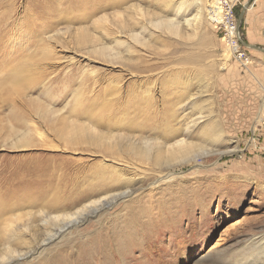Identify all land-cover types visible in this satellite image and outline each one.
Segmentation results:
<instances>
[{
	"label": "rangeland",
	"instance_id": "obj_1",
	"mask_svg": "<svg viewBox=\"0 0 264 264\" xmlns=\"http://www.w3.org/2000/svg\"><path fill=\"white\" fill-rule=\"evenodd\" d=\"M2 1L0 207L27 202L37 190L46 200L56 191L78 196L98 179H129L106 192L133 191L40 248L26 232L31 242L19 250L31 253L14 264H45L101 230L131 238L129 212L148 206L153 214L160 203L165 217L154 231L134 235L136 245L116 255L119 264H203L209 257L211 264H264V53L241 45L249 64L231 58L207 20L211 0ZM247 1L235 8L237 20ZM257 1L239 27L245 44V16ZM140 94L151 98L156 123H117L143 120L145 109L128 106ZM167 110L191 116L189 132L180 118L172 124L199 154L210 152L197 164L170 161L165 152L156 168L104 157L109 143L118 141L126 156L132 137H165ZM134 167L154 173L147 169L144 178Z\"/></svg>",
	"mask_w": 264,
	"mask_h": 264
},
{
	"label": "bare ground",
	"instance_id": "obj_2",
	"mask_svg": "<svg viewBox=\"0 0 264 264\" xmlns=\"http://www.w3.org/2000/svg\"><path fill=\"white\" fill-rule=\"evenodd\" d=\"M3 6L4 2L0 0V8ZM26 24H28V22ZM140 95L141 96L138 97L137 95L136 97L134 96L136 99L134 101L130 100L128 106H130V110H134L135 108L137 110L142 108L145 109L140 110L143 112L141 117L143 120L140 121L141 123L138 122L139 124L137 125L132 124L131 119L117 120V123L131 125L132 127L139 129L148 128L152 125L151 123H156L155 121H157L159 117L156 115L151 117L149 115V113H151V108L148 106L153 104L151 98L145 94ZM143 103L145 104L144 106L141 105ZM186 115H181V113L174 111L169 112L168 110L167 113L163 112L161 116L162 120L168 126L167 135L162 139L155 133L138 139L137 136L132 137L131 141L126 142L124 146L125 150L128 152V157L127 155L125 156L124 152L120 149L118 141L109 143L107 146L103 147L102 154L106 158L123 161L138 167L152 164V166L156 168L155 161L157 160V156L162 152H165L167 158H170V161L175 158L184 160L193 158L195 164H197L196 160L199 156L204 154L207 155L210 152L201 150L203 153L199 154V146L193 141L187 140L190 138V135L188 134L185 135L186 137L178 138L180 133L182 134L186 131L189 132L190 128L193 127V124L188 125V122L186 121L191 118V116ZM153 118L156 119L154 120ZM178 118H180V121L178 120L177 122L181 123V121H183L181 125H184L185 132L181 125L179 128L173 126V121H176ZM262 119L263 118L261 117V120ZM112 138L117 140L122 139L120 136ZM135 139H137L136 141H138L140 146L135 143ZM119 142H121L120 144L123 143V141ZM150 154L152 155L151 160L149 158ZM147 169H150L151 172L154 173V169L152 168H146V170L139 168L137 170V168L134 167L133 170L135 172L136 170L142 171L144 178H146L145 176L149 173ZM98 180V182H95L97 184L93 186L94 189L88 190L85 188L86 190H80L78 191V196H76V194L74 196L70 194L69 196L73 198L69 201L67 200L70 198L67 195L68 193L65 194L64 198V196H58V192L56 191L50 199L46 200L41 194L42 191L37 190V197L34 196L32 199H28L27 202L14 203L13 200L9 201L8 204L6 203L4 207H0V220L2 221L0 223V225H2L0 231V246L4 248L0 255V264H14L20 260L29 258L31 250H28L26 253L22 252L19 250L21 246L37 240L40 243L38 246L40 248L45 244L55 241L70 228L74 226L78 227L80 224L88 221L91 217L97 216L99 213L113 206L116 202L128 198L133 194V191L130 190V188H127L124 191L118 189L116 191L106 192L107 189L113 190V188L116 187H125L130 183L129 179L116 177L110 182H105L102 179ZM84 183L88 184L90 182L85 181ZM3 199H5V197L0 196V204ZM68 202L70 204H68ZM157 207V212L153 214L148 206H143L137 211L133 210L129 212L130 217L132 218V225L136 226L131 238H129L130 235L127 234L126 236H115L114 233H107L104 232V230H101L89 241L80 243L76 242V246L75 244H72L75 248L74 250L72 249V245L67 249H59L55 254V258L49 259V263L46 262L45 264H119L116 261V255L119 256L123 248H130L136 245V242L132 239L134 238V235H145L149 231H154L155 222L162 220L165 217V213L168 212L165 204L160 203ZM14 212L16 213L13 214ZM19 220H21V222L22 220H26V224L23 223L22 226H20L17 223ZM26 232L32 237L31 241L26 239ZM126 252H129V250H126ZM121 256L123 259L127 258L126 255ZM201 261H203V264H211L213 257Z\"/></svg>",
	"mask_w": 264,
	"mask_h": 264
},
{
	"label": "built area",
	"instance_id": "obj_3",
	"mask_svg": "<svg viewBox=\"0 0 264 264\" xmlns=\"http://www.w3.org/2000/svg\"><path fill=\"white\" fill-rule=\"evenodd\" d=\"M240 0H211L208 7L207 20L220 37L227 54L240 65L247 66L249 58L241 46L235 8ZM264 127V114H262Z\"/></svg>",
	"mask_w": 264,
	"mask_h": 264
},
{
	"label": "crops",
	"instance_id": "obj_4",
	"mask_svg": "<svg viewBox=\"0 0 264 264\" xmlns=\"http://www.w3.org/2000/svg\"><path fill=\"white\" fill-rule=\"evenodd\" d=\"M243 30H244L245 40L247 41L248 45L254 47L264 46L263 45L264 44V0H258L255 3L253 10H251L249 14L246 13ZM258 31L259 33L261 32L262 34L261 36L257 34ZM250 50L260 52L259 50L256 49H250ZM260 117H262V115Z\"/></svg>",
	"mask_w": 264,
	"mask_h": 264
},
{
	"label": "water",
	"instance_id": "obj_5",
	"mask_svg": "<svg viewBox=\"0 0 264 264\" xmlns=\"http://www.w3.org/2000/svg\"><path fill=\"white\" fill-rule=\"evenodd\" d=\"M251 2H252V0H248V1H247V3H246L245 6L243 7V9H242V11H241V13H240V15H239V17H238V20H237V26H238V29H239V27H240V24H241L243 18H244L245 12H246V10H247V8H248V6H249V4H250ZM240 43H241V45H243V46L246 47V48L256 49V50H259L260 52L264 53V50H263V49H260V48H257V47H254V46H250V45H248V44H245V43H243V42L241 41V39H240Z\"/></svg>",
	"mask_w": 264,
	"mask_h": 264
}]
</instances>
